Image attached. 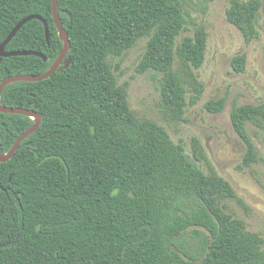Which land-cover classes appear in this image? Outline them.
Masks as SVG:
<instances>
[{"label": "trees", "instance_id": "trees-1", "mask_svg": "<svg viewBox=\"0 0 264 264\" xmlns=\"http://www.w3.org/2000/svg\"><path fill=\"white\" fill-rule=\"evenodd\" d=\"M181 0H57L70 48L47 79L17 81L0 93L3 106L41 114L37 130L14 155L0 161V264H264L263 242L220 199L233 194L220 177L205 175L181 145L149 120H136L107 65L151 31L140 67L157 73L174 58L175 37L188 22ZM227 20L249 41L259 0H229ZM26 22L5 50L35 55L0 58V82L48 70L63 47L51 0H0V43L22 18ZM207 35L194 28L176 47L182 60L199 68ZM64 58V59H65ZM233 66L241 71L237 56ZM163 100L185 105L176 75L160 87ZM223 99L205 103L223 109ZM232 126L246 162L257 156L245 123L264 124L259 104L233 105ZM34 120L0 112V149L7 153ZM16 193V196L14 195Z\"/></svg>", "mask_w": 264, "mask_h": 264}, {"label": "rangeland", "instance_id": "rangeland-1", "mask_svg": "<svg viewBox=\"0 0 264 264\" xmlns=\"http://www.w3.org/2000/svg\"><path fill=\"white\" fill-rule=\"evenodd\" d=\"M259 1V17L249 41L227 20L229 0H181L188 22L175 37L168 70L157 73L140 67L153 31L138 37L120 55L109 53L106 60L135 119L162 127L205 175L226 180L233 194L221 198L220 204L246 230L258 234L264 248V124L245 123L257 156L256 161L246 162L244 145L230 119L233 105L259 104L264 99V0ZM198 26L205 30L207 42L204 61L194 68L182 60L176 47ZM237 56L243 60L241 71L233 66ZM170 75H176L185 89L183 107L168 104L161 96V83ZM211 99H223V109L208 112L205 103Z\"/></svg>", "mask_w": 264, "mask_h": 264}, {"label": "water", "instance_id": "water-1", "mask_svg": "<svg viewBox=\"0 0 264 264\" xmlns=\"http://www.w3.org/2000/svg\"><path fill=\"white\" fill-rule=\"evenodd\" d=\"M51 5H52V18L53 22L58 30V35L63 41V47L61 51L59 52L58 56L56 59L52 62L51 66L46 70L45 72L39 73V74H19V75H13V76H8L4 78L0 82V93L3 90V88L13 82L17 81H27V82H32V81H41L44 79L49 78L58 68L59 66L63 63L62 67L67 68L71 62L70 58H65L67 55L69 48H70V41L68 39L67 32L62 26L61 19L58 14L57 10V0H51ZM31 19H38L43 23L44 26V32H45V37L48 38L49 35V29L46 20L37 14H32L28 15L24 18H22L15 26L10 30L9 34L6 36V38L0 43V58L2 57H9V56H17V55H35V56H40L43 59H46V57L34 50H15V51H7L5 50L6 44L13 38V36L17 33V31L29 20ZM65 58V59H64ZM0 112L3 113H14V114H23L26 116H29L34 120L33 124L28 127L26 130H24L13 142L10 150L7 153H3L0 149V161L1 162H6L9 160L17 150L19 144L22 142V140L30 135L32 132L37 130V128L40 125L41 122V114L37 113L34 110L27 109V108H21V107H10V106H3L0 103ZM16 196V193H14ZM0 215H1V210H0ZM4 245H0V247H3Z\"/></svg>", "mask_w": 264, "mask_h": 264}]
</instances>
